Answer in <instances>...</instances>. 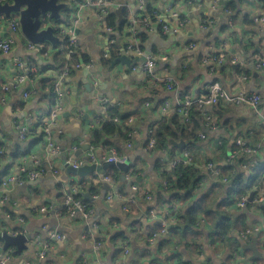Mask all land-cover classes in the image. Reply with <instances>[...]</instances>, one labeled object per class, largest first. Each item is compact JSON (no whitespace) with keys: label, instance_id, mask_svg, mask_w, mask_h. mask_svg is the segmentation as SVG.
Here are the masks:
<instances>
[{"label":"crops","instance_id":"obj_1","mask_svg":"<svg viewBox=\"0 0 264 264\" xmlns=\"http://www.w3.org/2000/svg\"><path fill=\"white\" fill-rule=\"evenodd\" d=\"M63 1L67 6L62 8L60 13L62 19L69 20L75 9L74 3L72 0ZM114 1L116 7L112 13L115 12L118 18L115 27L112 26L115 28L112 34L115 41L112 46H116L118 50L112 46L111 48L117 50L119 57L122 54L121 48L125 44L136 42L143 52L129 56L132 59L131 66L118 62L111 68L112 65L108 67L103 63V56L107 59L111 58V54L107 51L110 35L105 32L107 24L94 9L83 11L81 22L76 27L79 31L75 32L81 54L84 53L88 60H94L95 65L90 69L87 66L73 67L69 75L52 70L47 66L52 54L58 48L50 43L46 51L29 49V40L26 36L20 37L8 53L0 51V146L2 147L0 174L4 170L5 175L15 173L20 163H26L28 167L32 166V169L40 165L48 168L49 164H54L58 169L57 173L49 171L33 183L13 182L8 185L10 200L0 203V221L3 223V226L0 223V232L2 233L3 230L12 234L24 232L29 237L28 247L21 254H17L16 247L9 248L14 258L13 263L10 264H35L37 261L40 264H84L82 263L84 259L87 260V264H169L170 262L176 264L178 261L188 260L195 264H205L209 260L211 264H223L231 242L238 239L239 235L242 236L243 231L233 228L229 235H226V241L221 238L213 241L212 235L217 228L201 215L196 224L200 235L195 240L188 239L183 234L176 237L172 234H159L153 239L160 216H151L149 208L154 206L158 214L162 212L161 216H163L164 209L171 205L158 204L156 195L159 183L162 181L163 167L173 169V156L181 157L183 152L187 154L188 160L195 162L199 168L209 158H214L218 165H220L219 161L231 165L232 163L227 160V154L241 138L245 140L247 146L260 148L258 164L250 165L242 171L246 178L253 177L255 170L264 164L262 115L248 104L221 101L216 106L207 108L219 122V127L210 129L205 126L203 132L206 137L199 136V140L193 141L192 150H188L191 154L187 153L186 141L183 149L168 146L159 150L154 147L149 149L146 142L150 126L163 119H169L174 114L173 110L163 109L166 101L175 107L186 95H201L216 81L230 92L239 90L258 92L261 95L260 108L264 112V67L255 66L257 62L264 60V2L233 0L236 2L237 11L235 16H231V13H224L222 10L214 13L212 7L215 3L223 7L221 0H147V5H150L154 11L163 10L168 4L173 3L182 15L189 17L190 22L187 26L164 34L159 25L146 26L143 22L141 24L131 22L137 12L135 0ZM227 1L230 0H225ZM124 12L128 13L126 20H124ZM206 14L214 15L218 22L208 30L200 26L201 18ZM246 18H253L254 25H248ZM255 18L258 20L255 21ZM53 21L57 23L56 19ZM64 22L66 21L55 25L59 26L62 33L67 34L69 28H64ZM10 33L8 25L1 23L0 39ZM224 39L230 42L231 52L227 55L224 64L212 70L203 62V55ZM191 41L196 42L197 47L186 49L184 45ZM146 52L157 57L164 54L167 56L165 59H158L155 72L170 78L174 82L173 89L169 90L165 85L160 84L156 91H153L146 75L140 69L133 68L134 65L140 66L143 62L136 60L135 56L146 55ZM231 53H235L240 58V63L235 64L231 61ZM18 59L24 60L26 65L31 63L37 66L39 70L35 78H30L32 83L29 81L24 86L25 89L32 85L37 86L40 77L53 76L64 91L63 108L52 125L53 139L61 150L56 155L47 154L44 150L41 132L42 122L48 118L50 108L47 107L46 101L42 100L41 92L25 98L23 86L16 85L15 77L19 72ZM238 66L243 67L241 72L237 70ZM94 80L98 81L97 86ZM2 85H8L10 91L3 90ZM2 95L5 97L4 101L1 100ZM103 97L108 98L120 114L128 115L132 119L128 122L129 127L135 131L131 148L125 145L126 141L117 137L107 139L115 145L92 144L94 128H91L90 123L95 117L104 113L101 102ZM23 125L28 128V134L21 138L19 126ZM87 144L90 145L88 150ZM118 146L126 159H130L129 166L135 170V173L127 176V171L123 172L115 166L119 170V177L114 185L107 181L94 180L95 175L102 176L109 173L112 167L105 172L95 171L83 177L67 174L64 168L63 159L65 157L69 159L70 155L76 152L80 153L77 158L79 160L93 147L98 158L97 164H101L104 161L102 157L112 148L119 149ZM263 173L256 179L254 185L246 188L243 195L249 198L253 193L254 198L257 191L264 188ZM123 174L126 180H122ZM2 178L0 177V182ZM132 184L139 186L138 195L144 194L145 190L151 192L153 201L151 203L143 201L130 214V208L125 210L123 206L125 198L133 193ZM212 184L213 179L205 177L188 203L180 204L179 211L188 210L187 208L207 192ZM75 186L79 187L78 194L82 200L86 203L88 201L90 205L91 212L88 217L80 213L70 217L59 212L64 210L62 206L64 195ZM3 193L4 191L0 196ZM85 194L89 197L86 198ZM111 194L113 195L109 198ZM226 198L225 187L217 195L214 204L218 205ZM174 202L175 200L171 203ZM8 205L16 214L13 219H10V213H6L5 206ZM43 205L50 208L49 212H40L39 208ZM225 211L233 214L230 215L236 224H243L244 213L246 228L259 227V231L251 233L248 238L242 237L244 241L251 243L253 237L258 239L260 236L264 243V202L258 206L248 204L245 207L238 206L234 202ZM52 231L64 232L67 236L66 241L51 238ZM118 234H124L126 239L120 240L117 238ZM100 239L103 246L100 250H96L94 241ZM37 240L42 243L49 241L50 246L43 258H38L36 255L39 248ZM126 242L129 245V254L123 256L120 252ZM0 250L4 251L3 244ZM233 257L230 264H255L251 261L250 255L242 258L234 254Z\"/></svg>","mask_w":264,"mask_h":264},{"label":"built area","instance_id":"obj_2","mask_svg":"<svg viewBox=\"0 0 264 264\" xmlns=\"http://www.w3.org/2000/svg\"><path fill=\"white\" fill-rule=\"evenodd\" d=\"M74 3V12L72 15V18L69 20H65L64 22V28H69V39L74 48L79 49V42L76 37L75 29L80 24L83 11L87 9H94L97 13V15L105 21V17L108 16L113 12V9L116 7V3L114 0H72ZM7 0H0V3H5ZM147 0H135V6H136V14L131 19V22L133 24H137L143 22L146 26L152 25H159L164 34L171 33L173 31H176L180 28H183L188 25L190 22L189 17H186L182 15L176 8L173 3L168 4L163 10H153L152 13L146 12ZM213 11L218 12L219 10H222L224 13H231L229 10L218 6L216 3L213 5ZM264 19V17H263ZM258 19L255 18V21ZM4 23L7 24L10 28L11 33L5 37L0 39V51L3 53H8L13 49V46L17 43L20 37H24L25 35L22 33L21 30V23H20V16L18 14H11L10 16H6L4 13L0 12V24ZM217 19L214 17V15H204L201 18L200 26L204 30H208L209 28L217 25ZM59 27V26H58ZM105 32L110 35L109 39V48L108 50H111V46L113 45L115 39L112 37V34L115 32V28L112 26L107 25L105 27ZM186 49H193L197 47V43L194 41L188 42L184 45ZM28 47L29 49H38L41 51H46V46L44 43L37 44L28 41ZM113 47V46H112ZM70 52H73L71 50ZM231 52L230 50V42L226 39H224L219 45L214 46L212 50L206 54L203 55V62L211 67V69H216V66L222 65L225 63L227 55ZM121 53H126L128 56H134L137 54H142V50L138 46L136 42H128L121 48ZM110 54V53H109ZM232 58L231 61L235 64L240 63V58L235 55V53H231ZM143 56V55H142ZM165 59L167 56L159 55L158 57L153 54H146V60L142 62L140 66L134 65V69H140L147 77L148 82L152 84L153 91H156V88L158 85L162 84L167 87V89L171 90L174 88L173 81L170 78H166L164 76H160L155 72V69L157 68L158 59ZM95 65L94 60L90 59L87 62L81 61L80 63H76L73 66L71 65H65L62 68V74L69 75L72 71V68H80L82 66H87L88 69L92 68ZM17 66L19 68V72L17 76L15 77V83L16 85H22L24 86L30 81L32 83V79L29 77V73H38V67L35 65L27 64L24 60L18 59L17 60ZM257 68L264 67V60L257 62L255 64ZM94 84L97 86L98 81L94 80ZM3 90L6 92L10 91V87L8 85H2ZM36 92L35 86L32 85V87H26L23 90V95L25 98L33 95ZM55 92L57 93L55 103L51 106L49 116L48 118H45L42 122L41 126V132L43 135V142H44V150H46L47 154L56 155L60 153V147L55 143L53 139V131H52V125L56 122V119L62 110L63 106V94L64 91L60 87V85L56 82V89ZM2 101L5 100L4 95H2ZM221 101L223 102H231L235 104H248L251 106L257 113L262 115L264 119V112L261 111L260 108V102H261V95L256 92H248L246 90H239L236 92H230L225 87L222 86L221 83L218 81L213 82L211 85L208 86L206 89V92L201 95H186L183 99H181L175 107H172L168 101L165 102V105L163 107L164 110H173L174 114H178L182 117L184 121H189L191 118V113L193 110H200L203 115L205 116L206 123L205 126L212 129H217L219 127V122L215 119V117L207 110L208 107L216 106ZM101 102L103 104V111L104 113L97 117H95L92 122L90 123L91 128H95L101 121V118L104 114L108 112L112 104L110 103L108 98H102ZM115 121H119L120 118L118 116L113 117ZM132 119L130 118V121ZM60 132V131H59ZM134 132H131V135H134ZM28 134V128L26 126H19V135L21 138L26 137ZM153 134V130L150 128L148 131V135ZM264 136V133H263ZM200 137L205 138L206 134L203 132L200 134ZM156 139L153 136L149 137L147 147L149 149L155 147ZM125 145L129 148L133 146V141L130 140ZM236 148L231 149L228 153L227 160L231 162L233 165L238 161V159L242 156V154L247 153V155H253L255 156L250 162H238L241 166V168L246 169L250 165H257L259 162L260 157V148L259 147H249L247 146L245 140L239 138L236 143ZM0 153H2V150H0ZM258 156V157H257ZM104 161H124L126 160V156L123 155V153L116 149L112 148L108 154L104 155L103 157ZM97 156L95 154V148L91 147L89 153L83 157L80 158L78 161L74 163V166L79 167L83 165L84 163H97ZM181 157H173L172 158V167L174 168L177 166L178 163L181 161ZM189 159V158H188ZM184 160V159H182ZM187 161V160H184ZM200 167L207 171L209 176L212 178H221L223 182H229V176L223 175L221 168L218 166L217 163L214 161L204 162L200 165ZM15 173H8L5 175L1 182H0V194L2 191H4L3 195L0 196V203L3 204L4 202H7V200H10L8 185L11 183H18V184H24L27 181H35L39 177L46 175L49 171H52L53 173H57L58 169L54 164H49L48 168L45 166H38L36 169H32V167H28L26 163H20L16 168ZM233 173V170L232 172ZM264 174V173H263ZM264 177V175H263ZM94 180H103L107 181L111 184H115L117 182V179L114 178L113 175H111V171L109 173H106L102 176L95 175ZM165 185L166 182L164 181ZM133 190V194L129 195L127 198H125V203L123 208L125 210L129 209L130 204H135L138 202V192H139V186L136 184H132L131 186ZM79 193V187L75 186L72 188V190H69L64 195V201L62 202V206L64 210L67 211L61 212L63 215L68 216H74L76 214H82L84 217H88L90 215L91 210L89 209V206L82 200L81 197H77L76 194ZM142 193V192H141ZM145 200L151 203L153 201V194L149 192L148 190H145ZM113 194L109 195V198L112 197ZM120 196V195H119ZM16 202V201H15ZM264 202V188H260L256 195L254 196L252 201H249L247 195H242L240 198L236 200V204L241 207H245L248 204H252L253 206H258ZM181 202L179 200H175L174 203H171L170 206H168L166 209H164V214L161 216V213L158 214V210L153 206L149 209V214L154 217H159L157 228L155 231V235L152 236L153 239L160 235H170L171 234V225L177 220V212L180 208ZM49 207L46 205H43L39 208L40 212H49ZM259 231V227L254 228H247L246 231H243L241 234L243 237L248 238L251 233H256ZM91 234V233H90ZM51 238H54L59 241H66V234L64 232L60 231H52L50 233ZM37 243L39 244V248L36 252V255L38 258H43L46 253L47 249L49 248L50 244L49 241L40 242L37 240ZM103 246L102 240H96L94 241V248L96 250H100ZM11 249H6L4 251L0 250V264H10L13 263V256L11 255ZM121 255L126 256L129 254V245L128 242L125 243L124 247L121 249ZM82 263L87 264V260L84 259ZM35 264H40L38 261ZM169 264H174L173 262H170ZM205 264H211V261H207Z\"/></svg>","mask_w":264,"mask_h":264},{"label":"trees","instance_id":"obj_3","mask_svg":"<svg viewBox=\"0 0 264 264\" xmlns=\"http://www.w3.org/2000/svg\"><path fill=\"white\" fill-rule=\"evenodd\" d=\"M264 2V0H262ZM221 3L223 4V8L229 10L231 12V16H235V12L237 11V5L236 2L233 0L225 2V0H221ZM146 12L152 13V8L150 5H146L145 7ZM117 18L116 13H111L108 16L105 17V23L109 26H114L117 24ZM232 18V17H231ZM235 18V17H234ZM233 18V19H234ZM248 18V17H247ZM246 23L248 25L253 26L254 20L247 19ZM128 19V13L124 12V20ZM59 19H57L58 21ZM63 19V21H65ZM121 25V24H120ZM122 27V26H120ZM223 29L225 30V24H223ZM55 34L59 37V41L55 44L56 48L58 50L52 54L51 61L47 67H51L52 70L62 71V68L65 65H71L73 66L76 63H80L81 61L87 62L88 57L82 53L81 50L78 48H74L70 42L69 35L66 33H62L59 28L55 31ZM47 47L50 45L49 42L44 43ZM113 48L117 49L116 46ZM110 50L111 58H102L103 63L106 64V66H111V62L113 58H116L118 56L117 50L114 49ZM73 50V52H70ZM68 55V56H67ZM113 57V58H112ZM243 67L238 66L237 70L241 72ZM30 78H35L37 75L36 73H29L28 74ZM174 83V82H173ZM56 89V79L53 76H45L40 77L37 80V86H35V93L41 92L43 94L42 100H45L47 103V107L51 108V106L55 103V99L57 96V93L55 92ZM102 116V115H101ZM118 116L120 118L119 121H115L113 117ZM129 120L130 116L128 115H122L120 114L119 110L116 106L112 105L108 112L103 115L101 118L100 123L93 129L92 134V144L93 145H99L103 144L105 146H111L115 145L111 140H107L108 138L111 139L112 137H117L121 140L126 141V143L130 140L134 141L133 135H131V132H133V129L129 127ZM206 119L203 113L200 110H193L191 113V118L189 121H184L181 116L178 114H173L169 119H163L161 121H158L150 126V128L153 130L152 135H148V139L146 142V145L148 144V140L150 136L155 137L156 149H163L168 147V139L170 137H173L177 140L183 139L188 143V146L186 150H192L193 148V141L199 140V133H203V129L205 128ZM43 139V135H42ZM237 146L233 147L232 149L236 148ZM2 147L0 146V149ZM118 150L121 148L118 146ZM173 149V148H172ZM188 154H191L190 151L187 152ZM228 155V154H227ZM180 157V156H173ZM254 157L253 155H247V153L242 154V156L238 159V161L233 165L229 163H222L219 161L218 165L221 170L222 174L229 176V182H223L221 178H212L209 176L207 171H204L201 167L199 168L198 165L191 161L187 160L184 161L181 159L180 163L177 164L173 169H166L165 166L163 167V176L162 181L159 183V189L157 192V200L158 204H164V203H170L174 200H179L182 204L189 201L192 196L194 195V191L200 187L201 182L205 177L212 178L213 184L211 188L198 197V200L194 201L192 205H190L186 211H179L177 212V220L174 222V224L171 225V234L173 236H177L180 234L185 235L188 239L195 240L197 236L200 235L199 230L197 227V222L199 221V217L203 215L208 222L213 223L217 231L213 233L212 239L213 241L219 240L221 238L223 241H226V235H229L231 229L237 228L240 231H246V223L245 215L243 213V224H236L232 221L233 214L226 213L225 210H228V207L232 205L238 198H240L244 193L247 187H251L254 185V182L256 179L262 175L264 172V164L259 166L255 172L253 177L248 179L244 175V172H242L244 169L241 168L240 164L238 162H250ZM191 158V157H190ZM192 158H194L192 156ZM191 158V159H192ZM196 160V159H195ZM214 161L217 163V161L214 158L206 159L205 162ZM162 167V165H159ZM233 170V173H231ZM135 173V170L132 167H129L126 175H133ZM111 175L114 176L115 179H118L119 177V170L117 167L111 168ZM5 176V170L0 174V177ZM248 179V180H247ZM166 182V185L164 183ZM226 187V193L227 198L222 201V203L215 205L214 202L216 200L217 195ZM133 194V193H132ZM131 194V195H132ZM77 197H81L80 194H76ZM129 196V195H128ZM138 202L135 204H130V214L135 211L137 206L141 204L145 200V194H139L138 196ZM63 198V197H62ZM64 201V200H63ZM62 202V201H61ZM86 203V202H85ZM188 203V202H187ZM88 206L89 203L87 201L86 203ZM10 205V204H9ZM5 206L6 213H10L11 218L13 219L14 216H16L15 212L10 208V206ZM151 208V207H150ZM149 208V209H150ZM67 211L66 209L63 210V212ZM2 223V221H0ZM3 226V223H2ZM157 228V226H155ZM158 229V228H157ZM243 236L238 237L235 241L231 242V247H229V253L225 258V261L223 264H230L232 260L234 259V254L240 255L242 258L246 257V255H250L252 258L251 261L255 264H264V243L261 241L260 236L257 239V248L259 251H261L262 256H255L254 251L248 248H245V244L247 243L242 239ZM117 238L126 239V236L124 234H118ZM4 242V239L1 236L0 232V249L2 247V244ZM176 264H195L193 261H178Z\"/></svg>","mask_w":264,"mask_h":264},{"label":"water","instance_id":"obj_4","mask_svg":"<svg viewBox=\"0 0 264 264\" xmlns=\"http://www.w3.org/2000/svg\"><path fill=\"white\" fill-rule=\"evenodd\" d=\"M66 2L63 0H8L5 3H0V12L4 13L6 16L11 14H18L20 16L21 30L22 33L27 37L30 42L42 44L45 42L52 43L55 45L59 41V37L55 34L58 26L55 25L54 19H59L57 23L61 24L63 22L60 10L65 8ZM217 13V12H214ZM56 23V24H57ZM79 29L76 28L75 32ZM110 52V50H107ZM146 54H150L146 52ZM135 59L140 61L146 60V55L135 56ZM118 62L131 66L132 59L126 53H122L119 57H116L111 62V68L114 67ZM89 88V87H87ZM168 146H177L181 149L185 146V141L181 139L177 141L176 139L170 137L168 139ZM89 144L86 145L88 150ZM63 154L66 156L65 151ZM80 156L79 152L70 155L69 159L66 157L63 159V165L67 174L78 175L80 177L86 176L89 173L98 171L105 172L109 167H119L123 172H126L130 167V159L127 158L124 161H102L101 164L97 163H84L83 165L76 167L74 166L75 161ZM181 157L184 160H188L187 154L185 152L181 153ZM32 167V166H31ZM125 174V173H124ZM122 175V180L125 179V175ZM30 183H33L31 181ZM85 197H89L85 194ZM249 201L253 200V193L249 196ZM4 239L3 249H9L11 246L16 247L17 254H21L24 249H27V241L29 239L28 235L24 232L18 234H12L7 230H3L1 233ZM245 248L254 251L255 256H262L261 251L257 248V239L253 237L251 243H246Z\"/></svg>","mask_w":264,"mask_h":264}]
</instances>
